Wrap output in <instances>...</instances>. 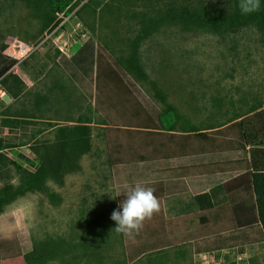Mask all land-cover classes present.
Segmentation results:
<instances>
[{"label":"rangeland","instance_id":"rangeland-1","mask_svg":"<svg viewBox=\"0 0 264 264\" xmlns=\"http://www.w3.org/2000/svg\"><path fill=\"white\" fill-rule=\"evenodd\" d=\"M69 5L55 13L63 17L49 29L25 2L0 0V55L14 59L7 54L13 41L30 49L24 59H14L10 71L22 80L18 100L11 83L9 94L0 82V190L27 181L39 162L32 149L42 152L52 144L58 127L90 129V150L74 160V170L46 177L3 205L0 264H168L164 251L153 252L146 231L127 236L115 230L116 196L137 178L120 173L121 166H140L164 152L209 156L214 149L260 143L264 34L254 26L216 34L171 21L154 23L184 6L229 10L230 0H72ZM144 28L149 32L138 49L146 74L141 80L125 70V61ZM55 46L66 55L56 59ZM9 99L17 100L12 111L6 108ZM13 118L14 127L3 125ZM191 127L196 131L184 132ZM144 175L139 174L147 180ZM255 243L250 257L238 261L225 255L218 264H264V242ZM141 251L148 255L134 262Z\"/></svg>","mask_w":264,"mask_h":264},{"label":"crops","instance_id":"crops-1","mask_svg":"<svg viewBox=\"0 0 264 264\" xmlns=\"http://www.w3.org/2000/svg\"><path fill=\"white\" fill-rule=\"evenodd\" d=\"M40 62L49 61L41 58ZM17 100L9 99L6 108L15 109ZM207 154L198 151L173 156L164 152L162 158L149 157L140 161V166L119 169L128 176L137 173L130 185L142 183L155 188L160 210L146 220L147 227L143 225L136 236L146 231L148 243L154 242L157 248L153 252L164 251L168 264H218L226 261L225 255L239 261L255 252L251 245L264 242L259 221L251 223L256 215L252 176L264 174V139L258 144L214 149ZM204 156L208 158L204 160ZM142 173L147 180L140 178ZM125 191L116 196L118 207ZM145 255L148 253L141 251L132 260L139 261Z\"/></svg>","mask_w":264,"mask_h":264},{"label":"trees","instance_id":"trees-1","mask_svg":"<svg viewBox=\"0 0 264 264\" xmlns=\"http://www.w3.org/2000/svg\"><path fill=\"white\" fill-rule=\"evenodd\" d=\"M10 1L25 2L29 8L39 13L42 23L51 29L59 21L55 13L63 11L72 0H48L46 5L41 4L42 0ZM76 3L74 2L71 6L69 5V8L74 7ZM241 4L242 0H230L229 10L218 11L216 13L205 7L196 8L184 6L180 9H172L169 13V20L167 17H163L154 23H156L155 25H160L165 21H171L180 25L185 30L196 28L216 34L232 33L248 26H254L259 32L264 34V0H260L259 10L250 13H243L241 11ZM148 32L144 28L142 33L136 36L131 42V54L125 61V70L141 80L146 78V74L138 61V49L140 41ZM16 63L17 61L14 59L0 55V82L2 81L4 88L7 87V93L10 90L8 89L7 83L10 82L15 93L13 95L18 99V96L22 94L24 89H22V80L10 72ZM19 66L21 67V71H26L25 64L20 63ZM156 95L158 98H161L159 93H156ZM167 111L171 112L175 119L180 118L170 106H167ZM2 123L4 126L14 127L18 123V120L13 118L12 120H3ZM195 131L196 129L191 127L188 131L184 132L192 133ZM89 135L90 129L86 125L61 126L56 130L54 142L41 148L42 152L39 148H33L32 151L36 154L37 160L39 161L35 172L28 174L27 181L15 190L10 185H5L0 190V212L4 204L38 187V184L43 182L46 177L51 176L54 178L55 175H60L65 168L74 170L76 166L74 160L90 150ZM251 189L255 196L254 210L256 212L251 223L259 221L264 232V174H253ZM43 255V252H39L37 258L40 260L43 258ZM26 259L27 257H25Z\"/></svg>","mask_w":264,"mask_h":264},{"label":"clouds","instance_id":"clouds-1","mask_svg":"<svg viewBox=\"0 0 264 264\" xmlns=\"http://www.w3.org/2000/svg\"><path fill=\"white\" fill-rule=\"evenodd\" d=\"M259 7L260 0H242L241 11L250 13L259 10ZM125 188V199L120 204V210L112 212L111 219L117 224V232L131 236L138 233L144 222L160 210V200L151 186L136 183Z\"/></svg>","mask_w":264,"mask_h":264},{"label":"built area","instance_id":"built-area-1","mask_svg":"<svg viewBox=\"0 0 264 264\" xmlns=\"http://www.w3.org/2000/svg\"><path fill=\"white\" fill-rule=\"evenodd\" d=\"M63 17V14H61V16H59V14H58V16H57V20H60L61 18ZM77 27H80L79 26V24H77L76 26H72V28H73V31H76V30H79V28H77ZM49 39H46L45 41H48ZM52 41V43H54V45H55V41L54 40H51ZM56 48H57V46H55ZM62 48L63 47H58L57 48V50L58 51H56V54L55 55H57V56H55V57H61V55H66L65 53H64V51L62 50ZM29 51H30V49L28 48V46L26 45V44H23V43H21V42H11V44H10V47L8 48V55L10 56V57H12V58H14V59H24L25 57H26V54H28L29 53ZM66 57H69V56H66Z\"/></svg>","mask_w":264,"mask_h":264}]
</instances>
